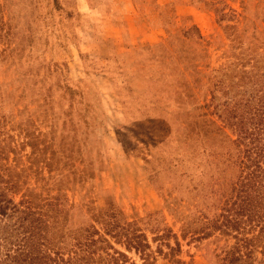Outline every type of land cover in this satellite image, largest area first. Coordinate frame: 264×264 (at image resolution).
<instances>
[{
  "label": "rangeland",
  "instance_id": "374dc122",
  "mask_svg": "<svg viewBox=\"0 0 264 264\" xmlns=\"http://www.w3.org/2000/svg\"><path fill=\"white\" fill-rule=\"evenodd\" d=\"M251 67L264 71L257 0H0V166L30 181L15 200L58 194L55 227L100 240L95 264H264V237L239 258L247 229L200 231L210 147L231 135L203 98L246 97ZM158 115L174 129L155 148Z\"/></svg>",
  "mask_w": 264,
  "mask_h": 264
},
{
  "label": "trees",
  "instance_id": "16d2710c",
  "mask_svg": "<svg viewBox=\"0 0 264 264\" xmlns=\"http://www.w3.org/2000/svg\"><path fill=\"white\" fill-rule=\"evenodd\" d=\"M257 3L264 4V0H257ZM253 69L251 67L250 75L240 77L243 85L251 82L249 89L245 87L240 90L242 95L247 93L246 97L231 102V97L227 96L218 110V104L212 102L215 94L211 90L210 97H204L202 105L208 109V115L217 113V118L222 121L217 125L218 129L227 127L236 138L221 131L224 138L219 136L218 144L210 147L211 192L216 209L211 216L205 217L200 231L204 235L213 231L229 235L232 230L240 234V231L247 229L242 238L244 247L243 252L238 254L239 258L249 257L256 248L254 240L261 241L264 237V71L257 74ZM224 93H229V89L226 88ZM150 123L154 127L150 131L152 137L145 141H150L156 148L157 144L168 141L174 125L169 117L161 115L152 116ZM160 131L166 132L167 137H160ZM49 162L47 159L45 165ZM15 167L3 163L0 166V264L100 262L101 256L97 253L99 247H93L100 240L81 235L65 237L64 226L55 227V221L59 218L53 211L55 204L59 203L58 194L48 193L47 197L42 198L23 194L15 200L14 194L30 184V181L23 179L22 170L17 171ZM31 175L34 178L31 189H36L38 184L47 191L51 189L47 186L54 180L50 170L47 176L38 175L36 170ZM90 175L89 179L93 177V174ZM241 223L244 224L243 228H240ZM120 230L127 233L121 226ZM132 238L133 235L128 237L125 245L132 244ZM165 245L172 256L174 247L167 243ZM144 246L148 245L137 243L132 248L143 251ZM261 247L264 250V243H261Z\"/></svg>",
  "mask_w": 264,
  "mask_h": 264
},
{
  "label": "crops",
  "instance_id": "0c3cea01",
  "mask_svg": "<svg viewBox=\"0 0 264 264\" xmlns=\"http://www.w3.org/2000/svg\"><path fill=\"white\" fill-rule=\"evenodd\" d=\"M156 2H158L159 4H164L165 2H167L168 0H155Z\"/></svg>",
  "mask_w": 264,
  "mask_h": 264
}]
</instances>
